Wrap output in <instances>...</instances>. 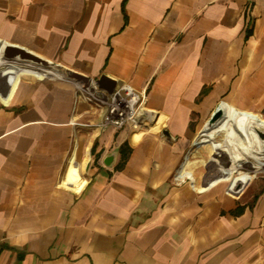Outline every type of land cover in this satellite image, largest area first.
Wrapping results in <instances>:
<instances>
[{
    "label": "crops",
    "instance_id": "0c3cea01",
    "mask_svg": "<svg viewBox=\"0 0 264 264\" xmlns=\"http://www.w3.org/2000/svg\"><path fill=\"white\" fill-rule=\"evenodd\" d=\"M0 41L61 71L0 74V264H264V191L233 196L238 154L264 164V0H0ZM102 76L136 94L122 126Z\"/></svg>",
    "mask_w": 264,
    "mask_h": 264
},
{
    "label": "rangeland",
    "instance_id": "374dc122",
    "mask_svg": "<svg viewBox=\"0 0 264 264\" xmlns=\"http://www.w3.org/2000/svg\"><path fill=\"white\" fill-rule=\"evenodd\" d=\"M48 67H52V65L48 64ZM3 73H12L16 75L14 72L11 71H7V70L0 71V74ZM23 79H29V78L24 77ZM87 95L93 98V96L90 94L89 91H87ZM96 95L99 96V94ZM220 103L222 102H219L216 105H214L203 117L201 114H196L192 117L191 138L189 140L188 147L184 153V163L187 160L191 163L190 169H192V171L194 172V176L196 178L195 183H192L191 181L188 180L192 187L194 185L195 186L205 185L208 181L213 182L218 177L217 174L218 166L213 162H211L213 158L210 156L208 150L204 147V145H201L200 147L196 146V143L200 131L202 130L205 124L211 121V118L214 115ZM102 106L104 107V105ZM127 114L128 116L133 117L135 115V112L128 110ZM260 116L264 120L262 115ZM233 152L234 151L229 152L230 154H228V156L232 155ZM238 160H239L238 163L240 164L239 165L235 164L236 169L238 171H246L247 173H249L248 172L249 169L252 170L250 174V176H252V180L249 182L248 185H244V187H242V190L238 195H233L231 193L229 194L228 184H220L218 187H216V191H221L223 194L229 195L230 197L233 195L234 197L237 196L241 198L242 200L238 204L239 205L245 204V206L243 207H246V205L251 206V204L255 202L258 195L264 191V164L260 163L253 166L249 163H245L240 159ZM223 166L227 168L228 164L227 165L224 164ZM240 189L241 188H239V190Z\"/></svg>",
    "mask_w": 264,
    "mask_h": 264
},
{
    "label": "bare ground",
    "instance_id": "6f19581e",
    "mask_svg": "<svg viewBox=\"0 0 264 264\" xmlns=\"http://www.w3.org/2000/svg\"><path fill=\"white\" fill-rule=\"evenodd\" d=\"M9 44L1 42L0 41V71H11L14 72L16 75L19 76H23L25 78H29L30 79H42L44 77H48V76H58L60 74V72L58 73V71H56L55 69L51 68V67H44V66H40V67H36L33 68L32 66L27 65L23 59H18L16 58H8L5 54H4V50L8 47ZM31 62V61H30ZM36 64V63H35ZM49 79V78H48ZM67 79V77H66ZM31 81V80H30ZM84 86V85H83ZM128 110L134 111V108L132 107L131 104H127L126 107ZM127 110V111H128ZM135 114L137 113L136 109H135ZM238 159L244 161L245 163H248L250 160L249 156H245L243 154H238L237 156ZM236 159L234 160V163H236L237 165H239L240 163L239 160ZM72 167L74 168H80L78 167L79 165H77V167L72 163L71 164ZM249 173L252 172V170H248Z\"/></svg>",
    "mask_w": 264,
    "mask_h": 264
},
{
    "label": "water",
    "instance_id": "95a60500",
    "mask_svg": "<svg viewBox=\"0 0 264 264\" xmlns=\"http://www.w3.org/2000/svg\"><path fill=\"white\" fill-rule=\"evenodd\" d=\"M4 54L10 59L19 57L23 60L31 61L33 63L42 65L44 67H48V63L45 60L25 50L24 48L17 47L15 45L9 44L8 47L4 50ZM95 87L97 88L99 92H102L103 94H105V96H112L117 89V83L115 81L108 79L105 76H102L97 81H95ZM220 116H221V113L219 111H216L214 115L212 116L211 121L209 122L211 123L214 122ZM162 136L167 137L172 140V137L169 135L167 131H164L162 133ZM115 155L116 153H112L111 155H109L104 161V164L106 166H110L115 159Z\"/></svg>",
    "mask_w": 264,
    "mask_h": 264
},
{
    "label": "built area",
    "instance_id": "2783aa9c",
    "mask_svg": "<svg viewBox=\"0 0 264 264\" xmlns=\"http://www.w3.org/2000/svg\"><path fill=\"white\" fill-rule=\"evenodd\" d=\"M135 94L130 88H117L112 96H106L108 98V116L106 121L114 124L115 126H122L132 117L127 114V104L131 101L129 94ZM136 95V94H135ZM138 97V96H137Z\"/></svg>",
    "mask_w": 264,
    "mask_h": 264
}]
</instances>
